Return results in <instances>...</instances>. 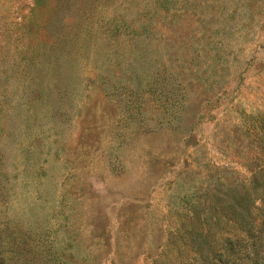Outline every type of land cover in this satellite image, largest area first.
<instances>
[{
	"label": "rangeland",
	"instance_id": "1",
	"mask_svg": "<svg viewBox=\"0 0 264 264\" xmlns=\"http://www.w3.org/2000/svg\"><path fill=\"white\" fill-rule=\"evenodd\" d=\"M250 113L264 0H0V264L205 262L262 163Z\"/></svg>",
	"mask_w": 264,
	"mask_h": 264
},
{
	"label": "trees",
	"instance_id": "2",
	"mask_svg": "<svg viewBox=\"0 0 264 264\" xmlns=\"http://www.w3.org/2000/svg\"><path fill=\"white\" fill-rule=\"evenodd\" d=\"M247 118L252 119L258 132L261 136H257V142L262 145L264 151V115L260 113L247 114ZM262 163L252 172V183L249 186H244L240 191L236 184L230 185L222 193L216 194L215 203L216 214L206 215L202 221L206 228L200 231V238H196L199 245L202 242H207L209 247L206 251H201L202 258L205 262L201 264H240L239 258L242 254L248 256L247 264H264V254L257 251V238L259 230L263 229L264 225V156ZM259 198L262 203L256 204L255 199ZM215 217V221L219 224L220 229L225 231L226 235L219 236L218 240L210 243V236L215 232H210L209 224ZM225 217L226 220L221 222L220 219ZM200 219V217L198 216ZM259 218L260 228L256 222ZM242 230L249 235V243L244 242L241 234L234 233V238L228 234V231ZM251 236L254 238L252 239ZM208 261V263H206Z\"/></svg>",
	"mask_w": 264,
	"mask_h": 264
}]
</instances>
